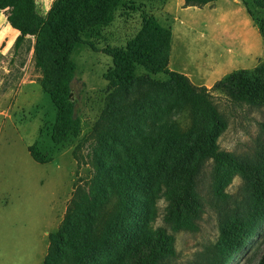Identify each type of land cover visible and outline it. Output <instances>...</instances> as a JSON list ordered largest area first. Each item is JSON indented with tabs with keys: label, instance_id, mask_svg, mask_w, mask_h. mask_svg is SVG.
<instances>
[{
	"label": "rangeland",
	"instance_id": "1",
	"mask_svg": "<svg viewBox=\"0 0 264 264\" xmlns=\"http://www.w3.org/2000/svg\"><path fill=\"white\" fill-rule=\"evenodd\" d=\"M53 1L36 0L37 10L45 15ZM247 8L239 0L203 6H186L183 0H139L119 7L112 23L86 36L72 53L75 72L70 99L77 130L57 145L50 139L55 108L42 91L34 67L35 38L23 44L22 56L6 64L13 81L0 88V264L28 263L41 227L47 224L48 232H55L72 196L99 197L121 147L143 139L133 187L121 196V206L106 205L107 211L114 207L120 211L108 213L112 231L84 264H112L136 243L142 230L165 227V201L157 187L169 180L173 170L195 161L189 151V106L163 75L147 83L138 79L124 89L111 87L105 77L112 63L104 50L124 47L144 16H153L171 31L168 68L209 91V101L222 119L215 137L219 149L238 156L252 153L257 138L264 136V107L235 103L211 90L232 73L264 67V10L251 7L250 14ZM16 33L0 12V80L5 78L6 66L1 63L5 47ZM33 144L48 162L39 164L29 156L27 149ZM210 171L207 161L196 178L204 202L201 217L176 232V255L163 264H199L217 242L219 219L208 205L213 200ZM242 187L235 174L222 184L223 192L232 198L241 194ZM81 212L77 209L76 218ZM124 223L125 230L120 231ZM263 253L264 224L228 264H255Z\"/></svg>",
	"mask_w": 264,
	"mask_h": 264
},
{
	"label": "trees",
	"instance_id": "2",
	"mask_svg": "<svg viewBox=\"0 0 264 264\" xmlns=\"http://www.w3.org/2000/svg\"><path fill=\"white\" fill-rule=\"evenodd\" d=\"M136 1L139 0H54L43 15L37 10L36 0H0V11L5 13L8 25L19 33L15 46L26 36L35 38L33 61L40 74L39 85L55 108L50 133L53 144L64 143L77 130L74 103L70 99L75 72L74 49L85 43L86 36L97 34L112 23L119 7L133 5ZM215 1L183 0L186 6H203ZM239 1L246 4L250 14L251 7L264 10V0ZM170 41L169 28L153 16H144L139 29L124 47L104 50L112 63L105 77L115 89H124L138 79L147 83L154 76L167 77L189 106V151L195 155L193 164L173 170L169 180L157 187L165 201L162 213L165 227L142 230L136 243L112 264H163L175 257L176 232L195 225L203 213L204 202L198 193L196 178L207 161L211 163L213 199L208 205L218 215L220 234L199 264H228L236 253L249 245L264 224V136L257 138L252 153L246 156L219 149L215 137L222 119L209 101L205 87L193 86L183 74L168 68ZM211 90L223 93L235 103L264 107V67L232 73L215 82ZM261 128L264 131V124ZM145 141L121 147L118 161L109 167L99 197L90 200L84 193L79 199L72 196L57 230L48 235L42 264H84L99 250L109 230L112 231L109 221L112 215L108 213L114 211L117 215L120 211L119 207L107 211L106 205L113 202L121 206V196L127 195L133 187L132 178L138 175V157L142 156L141 145ZM27 151L39 164L49 161L34 144ZM232 174L237 175L243 185L241 194L233 198L222 190L223 181ZM77 209L82 211L79 218H76ZM124 226L125 223L120 231L125 230ZM255 264H264V253Z\"/></svg>",
	"mask_w": 264,
	"mask_h": 264
},
{
	"label": "crops",
	"instance_id": "3",
	"mask_svg": "<svg viewBox=\"0 0 264 264\" xmlns=\"http://www.w3.org/2000/svg\"><path fill=\"white\" fill-rule=\"evenodd\" d=\"M0 12L5 16V13L3 11H0ZM5 19H6V17H5ZM18 34H19L18 32L16 34H14L13 37H12V39L8 43V46L5 47V55H4L5 56V60L1 61V63H3L5 66H6V64H7L8 61L11 62V59H13V57H20V56H22L23 44L25 42H27L29 39H32V37L26 36L24 38V40L19 45L15 46V40L18 37ZM34 44H35V41H33L32 51L34 49ZM14 48H15V50H14ZM10 71H12V69H10ZM10 71L8 70V66H6L5 67V78H3V79L0 80V88H1V86H3V84L6 85V82H8V84H9L10 82L13 81V78L11 76V72ZM15 83H16V81L13 82L14 85H15ZM6 88H7V90H10L11 89V87H9V86H7ZM49 234L50 233L48 232V225L47 224H46V227L45 228H42L41 227V229H40V235H39V239H38V244H37L36 248H34L29 253V261H28V263H26L24 261L22 263L17 262L16 264H31L32 262H33V264H42V262L44 260V257H45V255L47 253V248H48V235Z\"/></svg>",
	"mask_w": 264,
	"mask_h": 264
}]
</instances>
